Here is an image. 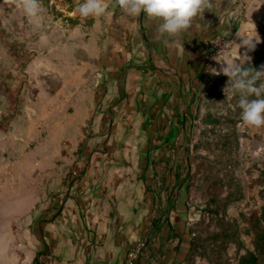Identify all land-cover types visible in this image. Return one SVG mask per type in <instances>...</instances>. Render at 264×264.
<instances>
[{
	"label": "rangeland",
	"instance_id": "374dc122",
	"mask_svg": "<svg viewBox=\"0 0 264 264\" xmlns=\"http://www.w3.org/2000/svg\"><path fill=\"white\" fill-rule=\"evenodd\" d=\"M240 1L246 8L252 0ZM81 2L41 0L43 24L38 27L25 17L22 0H0V264L33 262L35 257L25 250L35 251L28 230L42 173L51 169L63 142L64 152L74 145L66 139L70 134L79 135L76 124L86 110L92 105L100 108V71L112 68L116 53L122 62L127 56L132 30L127 22L118 26L119 0H103L107 12L88 18L79 15ZM123 17L129 18L125 13ZM254 35L255 47L250 49L243 41ZM214 39L220 47L208 52L206 80L193 98L194 108L177 112L185 119L183 139L167 150L174 163L166 177L174 176L184 191L190 241L201 242L192 264H211L212 242L206 236L214 237L235 222L238 243L227 247L229 264H237L247 249L258 251L256 246L258 264H264V238L259 239L264 230V127L236 123L238 164L228 175L217 158L219 132L228 128L230 112L238 110L240 99L232 94L231 80L221 69L232 62L252 70L264 68V23L234 26L231 37ZM57 107L74 117L66 116L65 111L56 114ZM216 175L221 198L238 195L236 189L240 192L224 216L222 211L217 214L206 209L210 195L204 193V180ZM252 216L260 233L250 227Z\"/></svg>",
	"mask_w": 264,
	"mask_h": 264
},
{
	"label": "crops",
	"instance_id": "0c3cea01",
	"mask_svg": "<svg viewBox=\"0 0 264 264\" xmlns=\"http://www.w3.org/2000/svg\"><path fill=\"white\" fill-rule=\"evenodd\" d=\"M123 15L120 8L118 26L127 22L132 30L126 59L116 53L112 68L100 71V108L86 110L79 135L66 139L74 145L64 152L62 143L34 191L28 233L35 251L25 250L35 257L31 264H125L142 239L148 244L136 264H184L190 243L184 191L166 177L174 163L167 150L183 139L185 119L177 112L194 108L209 42L231 37L234 26L263 24L264 0L246 8L216 0L214 10L174 37H161L158 22L143 14Z\"/></svg>",
	"mask_w": 264,
	"mask_h": 264
},
{
	"label": "clouds",
	"instance_id": "9594fccd",
	"mask_svg": "<svg viewBox=\"0 0 264 264\" xmlns=\"http://www.w3.org/2000/svg\"><path fill=\"white\" fill-rule=\"evenodd\" d=\"M20 6L31 23L42 26L44 8L41 0H22ZM119 7L129 17L138 18L143 14L158 22L157 32L161 37H174L188 30L194 18L205 10H214L216 0H119ZM107 10L108 5L103 0H82L78 5L79 15L83 18L103 16ZM255 36L244 40L243 44L254 49L252 38ZM221 71L231 80L232 94L240 97L242 123L249 127H264V68L252 70L232 62L226 63Z\"/></svg>",
	"mask_w": 264,
	"mask_h": 264
},
{
	"label": "trees",
	"instance_id": "16d2710c",
	"mask_svg": "<svg viewBox=\"0 0 264 264\" xmlns=\"http://www.w3.org/2000/svg\"><path fill=\"white\" fill-rule=\"evenodd\" d=\"M239 100H237V108L238 110L230 112L231 117L229 116V126L228 128H222L219 132L218 135V140H219V150L218 152V159H219V164L228 175L229 171L231 170V167H234L238 164L236 158L237 155L234 152V149L237 148V136L235 133V125L237 122H242L241 116H242V109L239 107ZM224 129H227L229 131L223 132ZM220 183V178L218 175H216L214 178H208L204 180V193L207 195H210L209 201L207 202L206 209L209 213H217L219 211H222V214L226 213L225 210L229 203H232L233 200H236L239 198L240 192L238 189H236L238 195L234 196L233 194H228L226 195L225 198H221L220 195L222 193L221 189H217L216 186ZM262 219H264V213L262 216ZM250 227L251 229L256 231L257 233L261 232V237H259L260 240H263L264 238V230H260L258 232L257 230V219L256 217H250ZM235 222V221H234ZM237 231H238V226L236 222L232 225L227 226L226 229L221 231L220 233L216 234L214 237L211 235L206 236V239L210 238V241L212 242V246L210 248V254L209 259L211 264H229V258L226 255V250L227 247L230 243H238V238H237ZM258 240V242L260 241ZM242 245V243H239ZM199 245H201V242H199L197 239H193L189 243V248L188 251L185 255L184 259V264H192L193 260L195 259V255L199 254ZM256 249L258 251H250L247 249V252L241 256L238 259L237 264H258L259 261V247L256 246Z\"/></svg>",
	"mask_w": 264,
	"mask_h": 264
},
{
	"label": "built area",
	"instance_id": "2783aa9c",
	"mask_svg": "<svg viewBox=\"0 0 264 264\" xmlns=\"http://www.w3.org/2000/svg\"><path fill=\"white\" fill-rule=\"evenodd\" d=\"M223 43V42H222ZM220 45L216 42L215 39H212L209 42V50L214 51L217 50ZM73 176L76 175V172L72 173ZM148 244L147 239H142L139 241L132 249H130L126 255L125 264H136L140 256L143 254Z\"/></svg>",
	"mask_w": 264,
	"mask_h": 264
},
{
	"label": "bare ground",
	"instance_id": "6f19581e",
	"mask_svg": "<svg viewBox=\"0 0 264 264\" xmlns=\"http://www.w3.org/2000/svg\"><path fill=\"white\" fill-rule=\"evenodd\" d=\"M64 115V114H63ZM80 121V120H79Z\"/></svg>",
	"mask_w": 264,
	"mask_h": 264
}]
</instances>
